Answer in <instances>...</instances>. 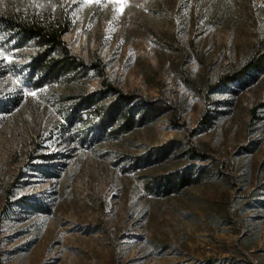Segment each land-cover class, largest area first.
Wrapping results in <instances>:
<instances>
[{"label":"rangeland","instance_id":"1","mask_svg":"<svg viewBox=\"0 0 264 264\" xmlns=\"http://www.w3.org/2000/svg\"><path fill=\"white\" fill-rule=\"evenodd\" d=\"M122 3L0 0V264H264V0Z\"/></svg>","mask_w":264,"mask_h":264},{"label":"trees","instance_id":"2","mask_svg":"<svg viewBox=\"0 0 264 264\" xmlns=\"http://www.w3.org/2000/svg\"><path fill=\"white\" fill-rule=\"evenodd\" d=\"M10 26L14 27L21 35L27 38L37 40L51 51L58 53H43V57L52 60L51 71L57 74L61 70L77 71V70H94L97 75L103 79L101 86L102 93H112L118 99L126 103H131L134 99L132 95H126L117 87L110 84L107 77V70L102 62L88 64L78 56L72 54L68 49L64 37L70 32V22L67 19H54L42 25L37 23H22L15 19H9ZM45 64V60H43ZM264 67V53L257 59L252 60L245 68L226 75L223 78L224 84H230L243 78L247 72L254 68Z\"/></svg>","mask_w":264,"mask_h":264},{"label":"snow or ice","instance_id":"3","mask_svg":"<svg viewBox=\"0 0 264 264\" xmlns=\"http://www.w3.org/2000/svg\"><path fill=\"white\" fill-rule=\"evenodd\" d=\"M113 2L120 3L121 6H123L122 0H113ZM5 59H7V57H5ZM30 95H33L34 96L35 95V92L30 93Z\"/></svg>","mask_w":264,"mask_h":264}]
</instances>
